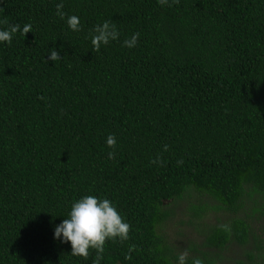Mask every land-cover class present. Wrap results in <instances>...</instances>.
I'll use <instances>...</instances> for the list:
<instances>
[{"label": "trees", "instance_id": "trees-1", "mask_svg": "<svg viewBox=\"0 0 264 264\" xmlns=\"http://www.w3.org/2000/svg\"><path fill=\"white\" fill-rule=\"evenodd\" d=\"M104 21L120 36L97 51ZM14 24L32 32L0 43V264H93L54 239L88 195L130 225L101 264H177L158 229L195 193L235 217L188 264L233 244L234 264H264V0H0V30Z\"/></svg>", "mask_w": 264, "mask_h": 264}, {"label": "clouds", "instance_id": "clouds-1", "mask_svg": "<svg viewBox=\"0 0 264 264\" xmlns=\"http://www.w3.org/2000/svg\"><path fill=\"white\" fill-rule=\"evenodd\" d=\"M161 6L169 5V0H158ZM57 16L65 19L67 14L63 11V3L57 4ZM67 23L70 30L79 32L82 30L79 17L67 16ZM32 32V25L20 24L9 25L7 29L0 30V43L11 44L16 34L23 35ZM120 33L114 23L104 21L96 25L91 43L95 50L102 46H107L113 41L119 39ZM140 34L135 33L131 38L124 40V47L128 49L135 48L138 44ZM61 60L60 53L51 49L47 55L46 62ZM117 143L115 135H109L106 138V144L109 148H115ZM166 150V149H165ZM114 152H109V159H113ZM157 163V160L152 161ZM130 225L124 220L118 212L116 206L107 198H98L88 195L75 201L68 213V218L54 227V239L62 244H70L71 255L87 259L89 250L94 249L97 256L93 264H101L103 259L104 245L108 240L128 239ZM188 252H183L177 257V264H188ZM192 264H203L200 258L192 261Z\"/></svg>", "mask_w": 264, "mask_h": 264}, {"label": "rangeland", "instance_id": "rangeland-1", "mask_svg": "<svg viewBox=\"0 0 264 264\" xmlns=\"http://www.w3.org/2000/svg\"><path fill=\"white\" fill-rule=\"evenodd\" d=\"M190 194V193H189ZM171 218L165 222L159 233L165 237L170 257L175 261L183 252H188V257L195 256L205 250L202 242L211 228L226 224L235 217L234 214L220 210L217 203L209 198L201 197L198 193L187 195L184 199L169 203ZM257 233L264 240V217L257 215ZM215 229V228H214ZM209 236V235H208ZM253 248V247H251ZM216 255L217 249L206 248V253ZM245 252L244 247L233 244L229 250L220 253L223 257L217 264H234L233 260L241 257Z\"/></svg>", "mask_w": 264, "mask_h": 264}]
</instances>
